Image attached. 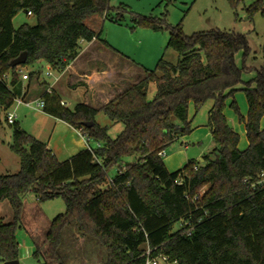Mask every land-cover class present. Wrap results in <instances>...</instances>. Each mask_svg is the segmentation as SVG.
<instances>
[{
  "label": "trees",
  "instance_id": "trees-1",
  "mask_svg": "<svg viewBox=\"0 0 264 264\" xmlns=\"http://www.w3.org/2000/svg\"><path fill=\"white\" fill-rule=\"evenodd\" d=\"M228 1L239 21L237 11L244 0ZM109 3L0 0V113L19 98L23 68L42 61L61 72L79 56L84 43L94 40L114 50L101 39L102 33L85 23L91 16L120 22L122 14L114 18ZM243 10L250 20L264 14L261 2ZM20 12L31 13L36 24L15 29L13 21ZM145 21L154 30L169 32L167 49L178 54L176 64L164 57L153 71L137 64L142 77L100 109L81 103L70 110L49 93L44 96L45 113L99 147L60 162L44 142L18 123L10 125V150L19 157L20 170L0 175V203L8 201L12 210L9 222L0 215L1 263L19 260L17 232L24 200L33 194L40 203L62 199L66 206L51 222L45 254L37 248L34 255L52 264H67L62 246L72 226L81 238L105 250L104 264H143L146 247L178 264H264V184L257 185L264 173V67L257 70L256 88L244 90L247 118L240 115L236 102L232 105L246 125L249 146L241 151L240 137L224 110L242 75L250 71L236 64L239 52L245 59L251 55L248 36L219 29L187 36L181 24L170 26L165 18ZM23 53L26 63L11 67ZM151 84L156 86L153 99L148 96ZM209 101L213 157L170 173L160 154L192 132L190 104L198 112ZM101 112L122 125L116 138L96 122ZM90 122L93 126L86 127Z\"/></svg>",
  "mask_w": 264,
  "mask_h": 264
},
{
  "label": "rangeland",
  "instance_id": "rangeland-1",
  "mask_svg": "<svg viewBox=\"0 0 264 264\" xmlns=\"http://www.w3.org/2000/svg\"><path fill=\"white\" fill-rule=\"evenodd\" d=\"M109 5L111 8L110 13L114 18L117 17L118 13L122 14V16L120 17V22L104 18L101 20L98 28L99 33H102L101 39L108 42L112 47L122 52L131 60L151 71L156 69L159 61L163 57L165 61L170 64H176L179 57L173 49H167L170 38L169 32L167 30H154L146 23V18H165L167 24L173 27L181 24L183 32L187 36L214 29L227 32H248L245 31L243 24H232L234 23L235 12L228 0H110ZM237 12L240 19L244 18L241 8H239ZM13 24L15 29H18L24 24L35 25L36 19L27 15L26 12H20L14 18ZM255 24V33H260L261 35L259 39L256 37L255 33H251L249 36L250 40L259 42L262 41V36H264L262 34L264 31V20L258 16L255 19ZM27 68L31 70L30 67ZM22 71V74L27 73L26 68H23ZM33 81L35 82H33L34 85H37V87L40 86L37 84L36 80ZM40 87H42V85ZM35 94L37 93L31 91L26 100H32ZM155 94L156 86L151 84L148 93L149 99H153ZM243 94H245V92H243ZM244 96L246 99V95ZM73 102L75 101L70 100L67 108H72ZM211 106L212 102L209 101L198 112H196L194 105L190 107L189 121L191 122L193 130L186 135L187 137L203 129L210 132L207 124L208 112ZM237 106L242 116L238 103ZM10 110L17 114V122L22 129L35 138H44V136H46L48 130L45 129L46 125L41 120L42 116H40L43 114V110H34L33 107L18 103H14ZM234 113L239 121L243 123V121L240 120V115L235 111ZM0 120L2 121V126L0 127V156L2 158V165L6 163V165L9 166L7 168L10 172L14 173L20 170V159L9 148V145L12 143V128L6 122V113H0ZM96 122L101 126L108 127L110 137L116 138V130L120 124H113L102 112L97 115ZM198 135L202 137L204 132L200 131ZM180 139L166 149L163 161L167 159V155L170 156L172 152L175 151L180 143ZM240 144L242 147L245 145L242 143ZM214 147L215 144L211 134L204 140L201 139L196 143L191 142L187 152L189 155V162L202 164V162L199 161L200 158L205 156H211L212 158L213 156L211 153ZM204 192L205 191H203L202 194H204ZM24 201L28 202V204H33L36 200L33 194H29ZM5 202L8 203V201ZM5 205L9 204L0 206V214L7 220L8 217H6V215L10 213V209H3ZM37 205L50 220L66 211V206L62 199H55L44 203L37 202ZM41 226L43 225L41 224ZM175 228L177 229L178 226ZM74 230L75 226H72L66 230L64 235L62 252L67 258L66 263L103 264L106 259L105 252L100 250L99 245L92 240L84 241L81 238L74 240L72 236ZM23 232V229H19L17 232L18 242L22 245L25 242V239L22 237L24 234ZM39 242L41 243V241ZM39 246L41 254L44 255L47 247H44V245L41 246L40 244ZM19 262L20 264H44V262L52 264L47 258L45 261L43 257L37 259L32 256H27V258ZM0 264L3 263L0 262Z\"/></svg>",
  "mask_w": 264,
  "mask_h": 264
},
{
  "label": "crops",
  "instance_id": "crops-1",
  "mask_svg": "<svg viewBox=\"0 0 264 264\" xmlns=\"http://www.w3.org/2000/svg\"><path fill=\"white\" fill-rule=\"evenodd\" d=\"M258 2L262 3V7L264 9V0H244L243 6L240 7L243 11L244 18H241L239 21H235L234 17V23H232L243 24L245 31L248 32L243 33L235 31V33L248 35L251 48V55L248 58L245 59L242 51L236 56L237 66L241 69L243 66H246L250 69V71L242 75V83L236 87L237 91L234 96L226 100L224 110V114L229 121V124L240 137V143L245 144L242 147L239 143L238 148L241 151L246 150L248 148L247 145L249 146L246 125L244 122L241 123L239 121L233 111L232 105L234 102H236V104L238 103L241 109L242 117L244 119L247 118L249 106L247 98L245 99V94H243V92L248 86L252 89L256 88V84L254 82L257 78V70L264 67V36H262V41L259 42L250 40L249 36L251 33H255L256 31V17L260 16L264 20V14L262 15L259 13L252 20H250L243 10V7H250ZM101 20H103V18L91 16L88 17L85 22L90 29L99 33L98 28ZM255 34L259 39L261 34ZM262 34L264 35V31ZM112 48L114 50L107 48L100 41L94 40L89 43H84L79 56L61 72L52 70L48 64L42 61L30 67L31 70L26 68V74H22L23 71H21V81L18 88L19 99H22L25 103H35L39 100L45 101L44 96L49 93L50 95L56 97L59 102L64 103L66 108L68 107L70 100L75 101L73 102V107L68 108L70 110H74L75 107L81 103L89 105L95 109L102 108L110 103L118 94L124 92L130 85L135 84L142 77V71L137 66L138 63L131 60L114 47ZM30 74L34 75L28 78L27 76ZM32 79L36 80L37 84L40 86L42 85V87L34 85V81ZM31 91L36 92L37 94L34 95L32 100L27 101L26 99L30 95ZM193 105L194 104L191 103L189 109ZM28 107H33L34 110L42 111L41 109H36L34 106ZM7 112L4 113L7 115ZM40 116H42L41 120L45 123V129L48 131L44 138L37 137V139L44 142L60 162L69 160L89 147L98 146V143L93 141L88 143L82 132L71 127L66 122L48 115L45 113L44 109L43 114ZM121 126L122 125L120 124L119 127H117L116 135L122 131L123 127ZM261 128L264 129V117L261 121ZM200 131L204 132L202 137L198 135V132ZM210 134L211 131L209 132L208 130L203 129L195 132L192 136H186L180 139L178 147H176L175 151L172 152L170 156L167 155V159L164 161L167 170L170 173H174L187 166L189 162V155L187 152L190 148L191 142L196 143L201 139L204 140ZM199 161L203 163L204 157H201ZM7 167L9 166L6 165V163L5 165H2V158L0 156V175L16 174L19 172V170L14 173L10 172ZM34 198L36 201L33 204H28V202L24 201L22 226L20 229L24 230L22 237L25 239V242L23 245L19 243V261L27 258V256L35 257V252L37 248L40 247L39 244L46 247V235L51 226V222L54 219L50 220L45 216L37 205V202L39 201L35 196ZM4 204H9V202L6 203L4 201L0 203V206ZM4 208H6V210H8V208L10 209V213L6 215L8 218L5 220L6 222H9L12 219L10 204L5 205L3 209ZM41 224L43 226H41ZM72 236L74 240L81 238L76 231L72 232ZM81 239L84 241L87 240L84 238ZM39 241H41V243ZM99 247L100 250L105 252L100 245Z\"/></svg>",
  "mask_w": 264,
  "mask_h": 264
},
{
  "label": "built area",
  "instance_id": "built-area-1",
  "mask_svg": "<svg viewBox=\"0 0 264 264\" xmlns=\"http://www.w3.org/2000/svg\"><path fill=\"white\" fill-rule=\"evenodd\" d=\"M31 13H29L30 15ZM51 75V74H49ZM15 103H18V104H25L26 106H34L36 109H41L43 110L46 106V103L44 100H39V101H36L35 103H25L22 99H16ZM61 105L65 106L64 103H61ZM6 122L9 124V125H13L17 122V114L15 112H12L11 110H9L7 112V115H6ZM85 136V139L86 141L89 143L91 140L88 136ZM100 146V144H98V147ZM90 149V147L88 148ZM165 152L161 153L160 155L163 157L165 154ZM264 184V173L261 174L260 176V180L258 181L257 185H262ZM192 229H189L187 231V234L190 235ZM154 251L155 249H151L149 247H146L145 248V252L143 254V257L145 258V261L143 264H178L177 261H173L171 262L170 260V257L166 254H159L157 256L154 255Z\"/></svg>",
  "mask_w": 264,
  "mask_h": 264
},
{
  "label": "water",
  "instance_id": "water-1",
  "mask_svg": "<svg viewBox=\"0 0 264 264\" xmlns=\"http://www.w3.org/2000/svg\"><path fill=\"white\" fill-rule=\"evenodd\" d=\"M26 61H27V53H23L19 58L12 61L11 67L15 68V67L22 66L26 63ZM93 124H94L93 122L85 123V126L92 127ZM4 264H20V262L19 260H13V261L5 262Z\"/></svg>",
  "mask_w": 264,
  "mask_h": 264
}]
</instances>
